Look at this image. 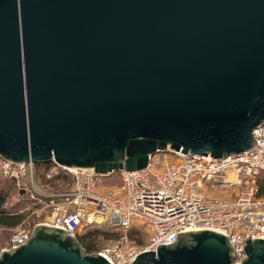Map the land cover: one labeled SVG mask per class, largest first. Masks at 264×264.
<instances>
[{
	"label": "water",
	"instance_id": "obj_1",
	"mask_svg": "<svg viewBox=\"0 0 264 264\" xmlns=\"http://www.w3.org/2000/svg\"><path fill=\"white\" fill-rule=\"evenodd\" d=\"M264 125V0H0V159L99 175L157 153L224 159ZM242 264H264V239ZM0 264H111L38 225ZM132 264H235L227 237L178 235Z\"/></svg>",
	"mask_w": 264,
	"mask_h": 264
},
{
	"label": "built area",
	"instance_id": "obj_2",
	"mask_svg": "<svg viewBox=\"0 0 264 264\" xmlns=\"http://www.w3.org/2000/svg\"><path fill=\"white\" fill-rule=\"evenodd\" d=\"M253 134L257 150L198 160L175 153L177 160L161 169L154 155L146 169L119 172L117 186L105 183L109 175L93 170L69 169L55 162L49 167L32 161L17 166L0 159V175L16 186L2 209L20 206V213L35 220L26 219L16 227L0 254L26 245L38 225L62 229L76 238L88 229L106 227L119 237L97 253L111 264H132L141 253L175 244L179 234L208 230L225 235L235 264H242L246 241L264 239V196H257L258 178L264 173V125ZM69 175L72 180L63 191L38 184L41 177L49 183ZM236 188L242 192L235 197L220 193ZM142 230L148 237L138 245L130 234Z\"/></svg>",
	"mask_w": 264,
	"mask_h": 264
},
{
	"label": "trees",
	"instance_id": "obj_3",
	"mask_svg": "<svg viewBox=\"0 0 264 264\" xmlns=\"http://www.w3.org/2000/svg\"><path fill=\"white\" fill-rule=\"evenodd\" d=\"M46 166L49 167V164H46ZM69 177L71 178L70 175L64 176L62 180L64 181ZM71 180H72V178H71ZM5 181H8V185H6L4 187H0V227L16 228L24 220H26L27 214L19 212L20 206H17L16 209L10 210V211H6V210L2 209V205H3L6 197L12 195L16 191V186H15L14 181H12V180H5ZM107 181L112 182L109 179H106V184L113 185V184L107 183ZM257 196L258 197L264 196V178L259 181ZM34 222H35V220L32 218V223H34ZM137 234H139V232L133 231V232H131L130 236L133 240H135L137 238ZM100 237L110 239V241L112 242L119 237V234L117 232H114L111 230L108 232V231H100L99 229H92V230H89L85 233H82L78 237V241L80 242V244L84 247V249L88 253L92 254V253L99 252L103 248V247L101 249L98 248V239Z\"/></svg>",
	"mask_w": 264,
	"mask_h": 264
},
{
	"label": "rangeland",
	"instance_id": "obj_4",
	"mask_svg": "<svg viewBox=\"0 0 264 264\" xmlns=\"http://www.w3.org/2000/svg\"><path fill=\"white\" fill-rule=\"evenodd\" d=\"M154 159L156 161L160 162L158 168L161 169L162 168L161 165H163L164 163L175 162L177 160V155L175 153H171V152L157 153L154 156ZM263 178H264V174L259 176L257 186L259 184V181ZM104 179H109L110 181H112V182L107 181V183L113 184L114 186H117L121 183V177H120L119 173L109 175L108 178H104ZM5 180L6 179L2 175H0V187H4V186L8 185V181H5ZM70 182H71L70 177L64 181L62 179H60V180H57L54 182H49V183L47 182L46 178H44V177H41L38 180V184L40 186L43 187V186L49 185L51 188L50 190H53V192L65 190ZM105 183H106V180H105ZM45 189H47V188L45 187ZM241 192H242V189L236 188L233 190H225L224 192L221 191L220 193H222V194L226 193V195L229 197H235ZM32 218L33 217H31V216H29V217L26 216L27 221H29L31 223H32ZM89 230H92V229H88L85 232H87ZM99 230L100 231H108V232L110 231V229H107L106 227L99 228ZM14 232H15V228L0 227V248H3L8 243V241L10 240V238ZM147 237H148L147 233H145L142 230L139 234H137V238L135 239V241L137 242L138 245H141L143 242L145 243ZM109 243H111L110 239L100 237L98 239V248L101 249L102 247H105Z\"/></svg>",
	"mask_w": 264,
	"mask_h": 264
}]
</instances>
